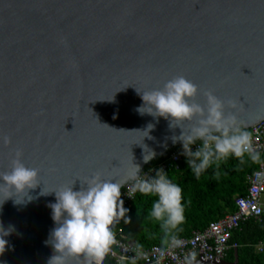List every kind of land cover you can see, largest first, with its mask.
<instances>
[{"label":"water","instance_id":"1","mask_svg":"<svg viewBox=\"0 0 264 264\" xmlns=\"http://www.w3.org/2000/svg\"><path fill=\"white\" fill-rule=\"evenodd\" d=\"M177 76L201 106L205 91L225 101L237 127L263 121L264 0H0V173L19 150L40 182L27 195L0 189L11 229L0 264L56 254L53 191L86 188L97 172L122 189L183 145L188 125L137 111L143 92Z\"/></svg>","mask_w":264,"mask_h":264},{"label":"clouds","instance_id":"2","mask_svg":"<svg viewBox=\"0 0 264 264\" xmlns=\"http://www.w3.org/2000/svg\"><path fill=\"white\" fill-rule=\"evenodd\" d=\"M199 92L196 84L183 76H177L166 82L162 89L143 92L141 98L144 105L137 111L170 119L172 124L175 122L182 128L188 125V131L180 139L185 154L192 157L188 164L197 176L214 160L230 155L241 158L249 154L253 161L259 160L253 150L251 133L236 126L233 114H226L225 101L211 91H205L206 105L201 106L196 102ZM227 104L235 107L232 101ZM152 127L148 125V131ZM196 141H201L202 146L193 152L190 146ZM3 143L9 145L10 138L4 137ZM21 157L22 153L17 150L10 171L0 173V189L27 195L29 190L40 184L39 170L27 167ZM135 168L137 171L132 174L134 190L157 197L150 217L160 224L164 233L162 243L172 247L181 246L182 241L174 233L184 222L182 189L169 180L162 170L157 172L155 178L145 179L139 175V168ZM73 185L53 191L56 202L49 207L57 225L51 233V244L56 254L48 264H104L109 254H115L113 248L117 240L114 224L121 219L129 223L125 219L127 209L121 199L122 185L102 178L99 172L88 179L84 184L86 188L82 186L81 190L74 191ZM41 194L45 195L44 191ZM15 202L22 201L16 199ZM10 233L11 229L6 231L0 225V255L4 254L8 245L4 237ZM194 258L193 253L191 259Z\"/></svg>","mask_w":264,"mask_h":264},{"label":"trees","instance_id":"3","mask_svg":"<svg viewBox=\"0 0 264 264\" xmlns=\"http://www.w3.org/2000/svg\"><path fill=\"white\" fill-rule=\"evenodd\" d=\"M259 162L260 160L253 161L245 154L241 158L234 156L215 161L201 171L199 176L188 163H181L177 171H166L168 179L182 189L184 222L174 233L178 239L189 238L194 232H202L210 223L234 213V197L244 196L246 178L258 168ZM156 200V196L138 191L126 208L125 219L129 223L119 220L113 227L115 235L124 236L126 241L134 243L141 250L164 247V233L160 224L150 217ZM263 242L264 215L260 222L248 221L232 233L229 245L236 248L230 250L225 261L264 264V256L255 251V247ZM104 264H114V261L107 256Z\"/></svg>","mask_w":264,"mask_h":264},{"label":"built area","instance_id":"4","mask_svg":"<svg viewBox=\"0 0 264 264\" xmlns=\"http://www.w3.org/2000/svg\"><path fill=\"white\" fill-rule=\"evenodd\" d=\"M245 131L251 133L253 150L258 154L260 162L258 168L246 178L244 196L234 197L235 212L210 223L202 232H194L189 238H180L182 244L179 247L165 245L141 250L137 249L134 243L126 241L124 236L115 235L117 240L113 248L115 254L108 255L114 264H194L225 260L230 250L236 248L229 245L232 233L248 221L260 222L264 215V120ZM201 146L202 142L198 141L190 147L195 152ZM191 159V156L185 154L182 145L171 149L164 158L151 162L139 175L145 179H152L161 170L164 174L166 171H177L181 163H188ZM133 185L134 180L121 189L125 209L138 192L134 190ZM118 223L119 221L114 226ZM255 251L264 256V242L259 243ZM193 253L195 258L191 259Z\"/></svg>","mask_w":264,"mask_h":264}]
</instances>
